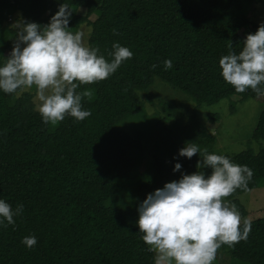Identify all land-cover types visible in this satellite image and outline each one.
<instances>
[{
  "label": "trees",
  "instance_id": "16d2710c",
  "mask_svg": "<svg viewBox=\"0 0 264 264\" xmlns=\"http://www.w3.org/2000/svg\"><path fill=\"white\" fill-rule=\"evenodd\" d=\"M261 2L0 0V64L16 38V29L5 24L8 19L20 14L45 26L61 4L71 12L70 31L90 22L88 46L98 54L111 60L114 42L133 52L107 79L76 89L91 93L82 96V108L91 113L82 121L65 116L51 129L34 110L32 91H0V198L13 208L23 205L15 225H0V264H154L155 253L148 251L136 223L139 203L183 173H211L199 153L190 159L180 156L175 141L158 144L142 169V140L118 126L143 110L140 92H147L155 78L189 94L197 106L232 96L261 103L252 130L253 139L261 143L257 152L218 153L216 137L196 116L181 131V148L186 142L198 144L253 169L247 189L238 188L225 198L241 217L247 216L238 197L264 179V94L251 88L236 92L223 79L219 59L230 49L238 54L246 35L258 29L248 9ZM82 7L85 15L78 13ZM92 14L97 18L90 21ZM167 59L173 67L165 70ZM176 162L182 167L173 171ZM249 223L247 240L218 250L248 264H264V215ZM33 234L38 241L34 247L21 243Z\"/></svg>",
  "mask_w": 264,
  "mask_h": 264
},
{
  "label": "clouds",
  "instance_id": "9594fccd",
  "mask_svg": "<svg viewBox=\"0 0 264 264\" xmlns=\"http://www.w3.org/2000/svg\"><path fill=\"white\" fill-rule=\"evenodd\" d=\"M71 12L65 4L50 17L47 25L18 20L14 46L0 64V91L6 94L30 90L35 86L34 110L47 124L57 125L65 116L78 121L91 113L82 108L81 84L107 79L131 59L133 52L119 42L112 44L111 60L89 47L83 33L70 31ZM23 45V46H22ZM165 70L171 69V59L163 61ZM221 75L238 93L251 88L264 94V22L254 33H248L242 50H229L219 59ZM200 154L203 164L211 168L203 172L183 173L181 178L166 182L163 187L147 194L138 205L136 221L148 251L154 252V264H212L221 245L233 247L247 240L251 225L241 221L234 203L225 199L236 189H247L254 171L248 165L233 163L223 154L209 153L198 144L187 143L179 155L191 158ZM176 162L173 171L180 170ZM23 205L12 207L0 198V225H15ZM6 222V223H5ZM242 225V226H241ZM37 237L28 235L21 243L32 248Z\"/></svg>",
  "mask_w": 264,
  "mask_h": 264
},
{
  "label": "rangeland",
  "instance_id": "374dc122",
  "mask_svg": "<svg viewBox=\"0 0 264 264\" xmlns=\"http://www.w3.org/2000/svg\"><path fill=\"white\" fill-rule=\"evenodd\" d=\"M81 15L86 14L85 8L78 9ZM249 18L259 25L264 22V2L248 9ZM22 18L16 14L6 21V26L13 25ZM97 18V14L90 16V21ZM76 31L83 33V39L88 45L91 33L90 22L84 23ZM75 30L72 32L75 33ZM23 46V45H22ZM12 48L5 51V60ZM35 96V86L32 89ZM140 95L144 102L143 110L134 116H130L119 124V128L139 137L144 145V162L142 169L152 160L157 145H167V142H177L180 150L182 127L189 123L192 116L206 127L208 132L216 137L215 149L218 153L236 154L252 149L259 151L260 142L253 139L252 130L260 113L261 103L253 98L242 99L240 96H232L213 105L197 106L192 97L166 83L160 78H155L151 88ZM56 126V125H55ZM50 123V128L55 127ZM247 210L244 220H252L264 215V179L254 190L238 197ZM212 264H248L233 258L226 250H217L216 259Z\"/></svg>",
  "mask_w": 264,
  "mask_h": 264
}]
</instances>
